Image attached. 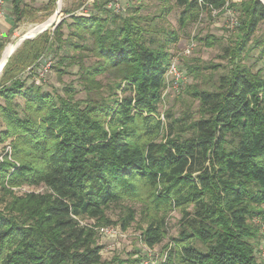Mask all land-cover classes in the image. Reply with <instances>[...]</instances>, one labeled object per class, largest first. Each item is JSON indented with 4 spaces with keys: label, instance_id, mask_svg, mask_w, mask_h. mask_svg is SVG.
<instances>
[{
    "label": "trees",
    "instance_id": "trees-1",
    "mask_svg": "<svg viewBox=\"0 0 264 264\" xmlns=\"http://www.w3.org/2000/svg\"><path fill=\"white\" fill-rule=\"evenodd\" d=\"M175 2L183 8L182 27L201 14L238 13L240 36L231 51L230 72L214 90L189 88L188 95L199 102V118L187 113L173 119L161 112L173 61L169 47L180 37L159 28L155 17L143 16L142 7L126 16L103 4L101 15L72 16L75 36L85 44L64 39V20L52 34L26 40L8 62L0 82L5 102L0 118L6 125L0 144L10 141L12 161L6 157L0 163V264H111L102 258L97 233L81 220L118 225L107 213L125 201L143 203L151 213L142 233L151 248L165 240L164 217L181 213L178 238L162 264H264L259 262L264 67L254 72L240 62L252 49L264 60V35L255 40L264 24V4ZM12 4L18 26L25 8L22 0ZM53 41L60 51L68 46L91 59L89 64L68 54L59 59L60 75L65 65L78 67L84 99H76L73 87L60 95L21 79L5 82L11 67L13 72L28 70L50 52ZM200 41L214 45L209 37ZM17 98L24 101L23 109ZM23 187L45 190L16 194ZM135 219V210L128 209L119 223L127 230Z\"/></svg>",
    "mask_w": 264,
    "mask_h": 264
},
{
    "label": "rangeland",
    "instance_id": "rangeland-1",
    "mask_svg": "<svg viewBox=\"0 0 264 264\" xmlns=\"http://www.w3.org/2000/svg\"><path fill=\"white\" fill-rule=\"evenodd\" d=\"M86 0H22V8H25L26 16L23 21L16 26L15 16L13 12L12 0H6L5 5L2 7L3 14L0 19H6L5 21L11 24V31L8 34L6 29L4 36H0V46H5L4 50L0 54V61L5 57L6 50L9 45H15L19 43L24 37L37 38L42 31V28L37 29L40 26H44L50 23L53 19L55 28H49L48 31L52 34L56 27L65 20L66 24L62 27L64 39L71 40L72 42H79V44H85L86 42L81 38L75 36V28L73 24L72 16L83 17L81 15V9ZM123 5L126 8L125 15H130L135 9L142 7L141 14L150 18L155 17L156 25L162 30L174 31L179 34V41L176 44H172L169 50L172 54L173 60L179 65L182 72L187 74L188 80L184 84L179 93L169 92L160 110L163 114L170 113L173 119L183 118L187 113H194L196 118H199L198 109L199 102L194 100L189 93V88L195 85H200L204 90H214L219 84V80L223 75L230 72L232 68L231 51L236 47L239 41V30L233 26V20L238 19V13L231 9L230 12L223 14L214 13L212 16L208 14H201L194 21L186 23L185 27L180 26L179 19L183 8L179 7L175 0H122ZM235 3L241 2V0H233ZM105 5V4H104ZM103 3L95 4L91 8L92 14L101 15L104 13ZM59 10V13H56ZM37 29L35 32L32 30ZM43 34V33H42ZM1 35V34H0ZM34 35V36H32ZM41 35V34H40ZM264 35V24L260 27L259 31L255 35V40L262 38ZM211 38L214 41V45L208 47L204 42L200 41L203 38ZM195 44V47L189 55L185 54V50L191 45ZM22 46L19 45L14 53L15 56L17 50ZM58 45L53 41L51 50L46 53L41 59L32 66L33 74H29V71L13 72L12 67L8 70L5 76V82H9L11 79H21L25 81L27 85L34 84L41 85L44 92L50 94L64 95V90L67 87L75 88L77 92L76 99H84L86 97L83 92V88L79 81V73L77 66L68 67L67 65L61 67L65 68L66 72L60 75L58 72L59 59L61 56H80L84 57V54H79L73 48L63 46L61 51L57 47ZM252 48L254 45H249ZM9 51V50H8ZM14 52V51H13ZM12 56V57H13ZM84 62L89 64L91 59L84 57ZM243 62L245 65L250 66L254 72L264 67V60L260 56V52L256 49H252L249 55L245 52L243 54ZM13 63V67H14ZM50 66L45 77H39L37 72ZM31 67V68H32ZM192 67L195 73H189L187 68ZM39 70V71H38ZM3 72L0 74V82L2 81ZM10 85V83H8ZM22 109L24 108V101L21 98H17ZM0 105H5L3 99L0 98ZM20 115L24 117L23 110H20ZM164 116V115H162ZM165 117L163 122H165ZM167 124V122H166ZM6 128L5 122L0 118V133ZM166 132V131H165ZM10 141L5 144H0V156L5 154ZM44 188H28L23 187L15 189L16 194L21 195L27 192H43ZM3 197L0 194V202ZM2 202L0 203V210L4 208ZM128 209L135 210L136 219L131 226L124 230L119 220L124 217ZM108 218L113 223L118 225H106L98 223L94 219H83L81 224L83 226L91 225L93 227L101 226H114L120 229L121 234L117 238L107 239L103 238L97 233L98 244L102 246V258L105 262L111 264H144L146 249L151 248L147 246L143 239L142 233L148 227L151 218V213L147 212V207L140 202L125 201L122 204L114 206L107 213ZM155 217L162 218L164 215H156ZM166 231L167 235L165 240L154 246L152 249L154 254V260L157 264H162L166 261L169 254L170 246L176 238H178L180 230V220L182 218L179 211H173L166 215ZM259 220H254V224L259 225ZM262 234V235H261ZM264 235L260 227V240H263ZM262 243V241H261ZM197 246L201 248V244ZM260 263H264V258L260 257Z\"/></svg>",
    "mask_w": 264,
    "mask_h": 264
},
{
    "label": "built area",
    "instance_id": "built-area-1",
    "mask_svg": "<svg viewBox=\"0 0 264 264\" xmlns=\"http://www.w3.org/2000/svg\"><path fill=\"white\" fill-rule=\"evenodd\" d=\"M6 0H0V17H2L3 10L2 7L5 5ZM98 3H103L106 6V9L110 10L111 12L117 14V15H125L126 8L123 5L122 0H86L83 8L81 9V15L83 17H90L92 15L91 8ZM90 11V12H89ZM230 12V11H229ZM233 26H237V20H233ZM195 47V44H191L186 50L185 54L189 55L193 48ZM40 62V61H39ZM50 66L46 65L45 68L42 70H38L37 75L39 77H45L47 71L49 70ZM33 67L29 68V74H33ZM188 80L187 74L182 72L179 65L176 63V61H172L171 66L169 67L166 78H165V89L163 94V100L165 101L168 93L171 91L172 93H179L181 89L183 88L184 84H186ZM164 116H162L163 120ZM8 157L10 161H12V148L9 146L7 148V151L5 154L0 156V163L4 162L5 158ZM89 227L93 228L100 236L107 239H113L117 238L121 232L120 229L115 228L114 226H101V227H93L89 225ZM263 234H264V227L262 228ZM171 247H173V244H171ZM262 256L264 258V241H263V247H262ZM165 262V261H164ZM144 264H157L154 260V254L152 249L147 248L146 254H145V261Z\"/></svg>",
    "mask_w": 264,
    "mask_h": 264
},
{
    "label": "water",
    "instance_id": "water-1",
    "mask_svg": "<svg viewBox=\"0 0 264 264\" xmlns=\"http://www.w3.org/2000/svg\"><path fill=\"white\" fill-rule=\"evenodd\" d=\"M261 2L264 4V0H261ZM56 13H59V10H58ZM55 23H56V22H53V23L49 26V28H55V26H56ZM49 28L42 29V31L40 32V34L44 33L45 31H48ZM40 34H38V35H40ZM32 36H34V35H32ZM28 39H32V37H28V36H26V37H24L23 39H21L19 43H16V44H15V47H16V48H15L14 52H13L11 55H9V57H8L7 59H5V61H4V65H3V68H2V70H1V72H0V74L3 72L4 68L6 67V65H7L8 62L11 60V58H12V56L14 55V53H15L17 47H18L19 45L23 44V42H25V41L28 40Z\"/></svg>",
    "mask_w": 264,
    "mask_h": 264
},
{
    "label": "bare ground",
    "instance_id": "bare-ground-1",
    "mask_svg": "<svg viewBox=\"0 0 264 264\" xmlns=\"http://www.w3.org/2000/svg\"><path fill=\"white\" fill-rule=\"evenodd\" d=\"M53 21H54V19L50 23H48V24H46L44 26H40L39 28H42V29L49 28V26L53 23ZM39 28H37V29H39ZM37 29H35L33 32H35ZM15 48H16L15 45H9L8 46V48L6 50L7 53H6L5 57L0 61V72H1V70L3 68L5 59H7L9 57V55H11L13 53Z\"/></svg>",
    "mask_w": 264,
    "mask_h": 264
},
{
    "label": "crops",
    "instance_id": "crops-1",
    "mask_svg": "<svg viewBox=\"0 0 264 264\" xmlns=\"http://www.w3.org/2000/svg\"><path fill=\"white\" fill-rule=\"evenodd\" d=\"M13 5V4H12ZM6 19H0V36H4L5 33V29L7 31L6 34H8L10 32V34L12 33L11 31V24L7 21H5ZM39 28V27H38ZM35 30V29H34ZM34 30H32L31 32H33ZM35 38L29 39V40H34ZM24 43V42H23Z\"/></svg>",
    "mask_w": 264,
    "mask_h": 264
}]
</instances>
